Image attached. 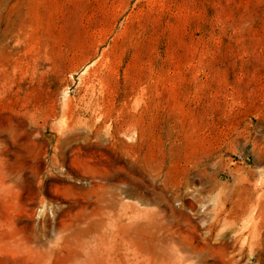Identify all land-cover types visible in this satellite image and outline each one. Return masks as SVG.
<instances>
[{"label":"rangeland","instance_id":"1","mask_svg":"<svg viewBox=\"0 0 264 264\" xmlns=\"http://www.w3.org/2000/svg\"><path fill=\"white\" fill-rule=\"evenodd\" d=\"M0 264H264V0H0Z\"/></svg>","mask_w":264,"mask_h":264}]
</instances>
